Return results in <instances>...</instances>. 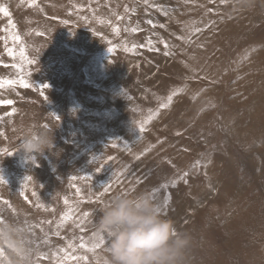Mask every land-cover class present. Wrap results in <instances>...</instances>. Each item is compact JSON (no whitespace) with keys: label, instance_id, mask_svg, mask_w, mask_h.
Instances as JSON below:
<instances>
[{"label":"rangeland","instance_id":"rangeland-1","mask_svg":"<svg viewBox=\"0 0 264 264\" xmlns=\"http://www.w3.org/2000/svg\"><path fill=\"white\" fill-rule=\"evenodd\" d=\"M0 83V264H104L137 194L189 264H264V0H0Z\"/></svg>","mask_w":264,"mask_h":264},{"label":"clouds","instance_id":"clouds-1","mask_svg":"<svg viewBox=\"0 0 264 264\" xmlns=\"http://www.w3.org/2000/svg\"><path fill=\"white\" fill-rule=\"evenodd\" d=\"M53 140L46 134L26 138L27 153H42ZM97 235L107 239L104 264H189L192 237L161 216L144 195H118L102 210Z\"/></svg>","mask_w":264,"mask_h":264},{"label":"snow or ice","instance_id":"snow-or-ice-1","mask_svg":"<svg viewBox=\"0 0 264 264\" xmlns=\"http://www.w3.org/2000/svg\"><path fill=\"white\" fill-rule=\"evenodd\" d=\"M145 3H147V0H145ZM5 14H7L6 10H5ZM149 23H151V21H149ZM117 31H119V29H117ZM132 31H136V29H133ZM16 39L18 40L19 37H17ZM165 47H167V45H165ZM150 50H151V49H150ZM109 51H112V49H109ZM9 55H13V52H12V51H9ZM29 63L31 64L32 61H29ZM12 67H18V66H17V65H13ZM7 83H8V84H13V83H15V81H11V80H9V81H7ZM19 83H20L21 86L24 87V88H29V87H30V85H29L27 82H25L23 79H21V80L19 81ZM2 86H3L2 83H0V87H2ZM42 87H47V85H42ZM168 99L171 100L172 97H169ZM4 104L12 105V104H13V101H12V100H8V101H0V105H4ZM57 119H58V117H57ZM140 130L143 131V130H144L143 127H141ZM177 135H179V133H177ZM29 179H30V177H29ZM73 179H75V177H73ZM77 191H79V189H77ZM25 199H27V197H25ZM64 202H65V204H67V203H68L67 199H65ZM10 246H11V245H10ZM81 247H84V245L82 244ZM3 255H4L3 249H0V257H2Z\"/></svg>","mask_w":264,"mask_h":264},{"label":"bare ground","instance_id":"bare-ground-1","mask_svg":"<svg viewBox=\"0 0 264 264\" xmlns=\"http://www.w3.org/2000/svg\"><path fill=\"white\" fill-rule=\"evenodd\" d=\"M160 12V11H159ZM22 33V32H21ZM9 37V36H8ZM22 40V39H21ZM14 41H15V39H14ZM23 41H26L25 39L23 40ZM18 42V41H17ZM16 44V43H15ZM17 44H19V43H17ZM23 45V44H22ZM17 46V45H16ZM10 47V46H9ZM23 47V46H22ZM15 48H17V47H15ZM10 50V49H9ZM12 50H13V48H12ZM11 50V51H12ZM14 50H16V49H14ZM23 50H24V48H23ZM23 50H22V52H23ZM21 51V50H20ZM25 52V51H24ZM8 55V54H7ZM48 58V57H47ZM23 140V139H22ZM28 220V219H27ZM30 220V219H29ZM29 226V225H28ZM6 227V226H5ZM41 227V226H40ZM42 228V227H41ZM23 229V228H22ZM24 230V229H23ZM38 233V232H37ZM41 233V232H40ZM47 233V232H46ZM30 235V234H29ZM41 236V235H40ZM48 236V235H47ZM6 237V236H5ZM28 237V236H27ZM30 238H31V236H30ZM39 238V237H38ZM41 238V237H40ZM43 238V237H42ZM2 239V238H1ZM32 239V238H31ZM31 239H30V241H31ZM37 240V239H36ZM40 240H42V239H40ZM35 242V241H34ZM29 243V242H28ZM5 244V243H4ZM21 244H23V242L21 243ZM7 245V244H6ZM25 245V244H24ZM37 245H38V243H37ZM36 245V246H37ZM48 245V244H47ZM42 246H43V244H42ZM46 246V245H45ZM2 247V246H1ZM10 247V246H9ZM14 247V246H13ZM48 247V246H47ZM25 248H27L26 246H25ZM24 248V249H25ZM30 248V247H29ZM37 248V247H36ZM10 249V248H9ZM39 249V248H38ZM43 250V249H42ZM46 250V249H45ZM4 252H5V250H3ZM37 251V250H36ZM21 252V251H20ZM39 252H41L40 251V249H39ZM47 252V251H46ZM23 253V252H22ZM27 253V252H26ZM29 253H30V251H29ZM42 253H43V251H42ZM17 254V253H16ZM38 254V253H37ZM36 254V255H37ZM9 255V254H8ZM18 255V254H17ZM20 255V254H19ZM10 256V255H9ZM16 256V255H15ZM53 256V255H52ZM3 257V256H2ZM27 257V256H26ZM20 259V258H19ZM36 259H38V258H36ZM6 260V259H5ZM43 260V259H42ZM46 261V260H45ZM49 261V260H48ZM29 262H30V260H29ZM16 263H17V261H16ZM21 263V262H20ZM46 263V262H45Z\"/></svg>","mask_w":264,"mask_h":264}]
</instances>
